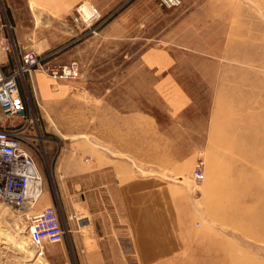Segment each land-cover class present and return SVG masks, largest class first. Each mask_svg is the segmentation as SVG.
<instances>
[{"label": "rangeland", "instance_id": "374dc122", "mask_svg": "<svg viewBox=\"0 0 264 264\" xmlns=\"http://www.w3.org/2000/svg\"><path fill=\"white\" fill-rule=\"evenodd\" d=\"M103 1L112 3L106 20L89 28L73 19L74 9L64 20H43L29 15L27 0H0V23L18 56L33 49L80 67L76 79L25 73L32 123L0 113V123L33 136L23 145L43 177L42 197L66 214L52 174L61 157L55 142L77 138L83 162L103 159L119 179L138 182L122 226L153 216L154 239L128 231L122 246L109 247L127 257L122 264H264V0H181L174 8L158 0ZM7 56L9 70L17 60ZM36 75L57 96L43 97ZM64 126L83 135L62 136ZM198 160L200 182L192 179ZM35 212L0 205V231L28 241L25 216ZM29 245L35 255L26 260L0 233V264H33L38 254ZM98 252L74 246L66 233L41 257L86 264L84 254Z\"/></svg>", "mask_w": 264, "mask_h": 264}, {"label": "crops", "instance_id": "0c3cea01", "mask_svg": "<svg viewBox=\"0 0 264 264\" xmlns=\"http://www.w3.org/2000/svg\"><path fill=\"white\" fill-rule=\"evenodd\" d=\"M82 1L84 0H27V7L30 11V16H35V13H39L43 20L55 18L58 21L66 19L70 10L74 9ZM87 1L95 5L103 14L112 4L103 0ZM7 58V55L0 53V59ZM35 79L37 82L36 86L43 97L48 95L51 97L57 96L49 91L47 85L49 81L47 79L38 75L35 76ZM32 81L33 78L31 79L30 77L31 86ZM61 129L62 132L60 131V134L62 136L83 135L70 130L72 128L67 126ZM64 139L63 137V141L55 142L56 146L59 147L58 150L61 157L53 165L52 174L56 182L57 195L66 214L62 212L61 208L60 210L63 216L66 217L65 223L66 220L69 221V227L66 224L65 234L72 233V244L74 246L99 247L98 253L84 254L85 257L82 261L86 264H95L96 262L99 264L112 262L122 264L127 260V257L118 250V252H111L112 250L109 247H116L117 249V247L122 246L124 244V232L127 234L129 231L131 236L136 237L138 240L139 237L143 240L154 239L153 216L151 221L147 218L146 223L138 222L137 217H135V223L127 228H124L121 224L126 219L124 217L126 211L123 207L126 204L134 205V198L138 197V192L140 191L138 182L127 177L119 179V175L112 165L103 159L100 165L96 162L91 163L88 160L83 162L80 158V148L77 144L72 143V141L75 142L78 139L75 138L68 142L64 141ZM120 181H124V184H120ZM147 185L149 186V182H147ZM149 191H153L150 195L153 198L154 189L148 187L146 192ZM50 203L52 201L47 194L39 199L35 209L40 211ZM77 206L81 208L79 217L77 219H68L69 215L76 213ZM150 210V214L153 215V207ZM95 222H98V226L95 225ZM130 244L137 246L140 243L139 241L130 240Z\"/></svg>", "mask_w": 264, "mask_h": 264}, {"label": "built area", "instance_id": "2783aa9c", "mask_svg": "<svg viewBox=\"0 0 264 264\" xmlns=\"http://www.w3.org/2000/svg\"><path fill=\"white\" fill-rule=\"evenodd\" d=\"M83 4L81 2L74 7L75 21L81 22L84 27L97 28L106 20L107 17L91 3H87L89 12L85 14ZM158 4L162 8H174L181 5V0H158ZM0 53H12L17 60V65L8 70V58L0 59V113L8 118H25L28 124L33 122L34 117L26 119L30 104L27 90H23L20 83L25 73L39 70L53 79H76L80 75L79 63L75 60L51 62L47 59L50 55L42 56L33 49H25L18 56L14 42L6 35L1 23ZM32 139L33 136L24 134L23 127L0 123V203L17 207L23 213L35 209L44 191L43 177L34 157L23 145L24 141ZM203 166L201 160L195 163L192 172L194 181L204 179ZM74 217V214L69 215L68 219ZM25 218L27 237L38 255L43 254L45 244L63 240L66 232V225L62 224L65 223L64 217L53 203Z\"/></svg>", "mask_w": 264, "mask_h": 264}, {"label": "bare ground", "instance_id": "6f19581e", "mask_svg": "<svg viewBox=\"0 0 264 264\" xmlns=\"http://www.w3.org/2000/svg\"><path fill=\"white\" fill-rule=\"evenodd\" d=\"M84 4H83V8H84V13L86 14V13H88L89 12V8H88V5H87V3H89V2H83ZM90 4V3H89ZM44 192V191H43ZM43 195V194H42ZM42 197V196H41ZM41 197H40V199H41ZM4 203H0V205H3ZM5 205H7V204H5ZM7 206H9V205H7ZM10 207V206H9ZM2 210H3V208H2ZM26 228V227H25ZM22 229H24V228H22ZM1 230V229H0ZM22 231V230H21ZM0 233H1V238L3 239V243L7 246V247H9V248H12V249H14V250H16L17 252H18V254H21V255H23V258H26V257H28V259H26V260H30V258H33V256L35 255L34 254V252L31 250V248H30V245H29V243H30V241H29V239H28V241H29V243H28V241H26L24 238H22L21 237V235H20V239L18 238H16L15 236L14 237H12V235L10 234V232H9V230H2V231H0ZM2 233H3V235H2ZM16 233V232H15ZM31 244V243H30ZM33 264H46L44 261H43V259H42V257H41V255H38V257H37V259H36V261L33 263Z\"/></svg>", "mask_w": 264, "mask_h": 264}]
</instances>
